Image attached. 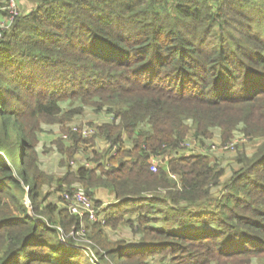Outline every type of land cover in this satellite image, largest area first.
Listing matches in <instances>:
<instances>
[{
    "label": "trees",
    "instance_id": "1",
    "mask_svg": "<svg viewBox=\"0 0 264 264\" xmlns=\"http://www.w3.org/2000/svg\"><path fill=\"white\" fill-rule=\"evenodd\" d=\"M24 1L30 8L0 35V264L264 260V24L250 29L264 21V0ZM26 63L43 74L59 69V83L37 87ZM67 96L111 115L89 138L75 127L54 141L66 167L58 189L81 184L95 206L100 188L113 194L114 204L100 206L104 222L80 220L62 195L60 207L40 205L41 186L54 177L37 168L26 122L55 116ZM238 123L262 140L250 155L239 152L225 181L207 153L180 152L189 127L203 146L209 129L218 127L224 141ZM95 137L105 146L80 160L76 153ZM120 222L143 243L109 240L104 227ZM82 228L91 256L73 243Z\"/></svg>",
    "mask_w": 264,
    "mask_h": 264
},
{
    "label": "rangeland",
    "instance_id": "2",
    "mask_svg": "<svg viewBox=\"0 0 264 264\" xmlns=\"http://www.w3.org/2000/svg\"><path fill=\"white\" fill-rule=\"evenodd\" d=\"M14 1V10H17V13L25 12L30 8V6H28V3H26L24 0ZM2 24L5 23H2V20H0V25ZM263 24L264 21H262L261 23L254 19L252 20L250 29L251 31H253L261 27V25ZM4 26L6 27V24ZM2 31L3 30H1L0 33ZM50 70L51 71L43 74V69L40 68L38 64L31 65L29 63H26L23 68V72L26 75H32V77L35 74L37 75V83H35V85L38 84L40 87L45 86L47 82L59 83L58 74L61 73L59 69ZM38 85L36 86L38 87ZM25 97L26 93L21 94L15 99V101H12L11 105L13 107L17 106L25 99ZM58 104L61 108V111L55 116L53 115V117L47 118L44 116H39L35 120L26 122L27 129L29 131H33L36 138L35 154L37 168L47 176H52L54 174L53 180H45L44 184L41 186V194L38 196V198L40 201V205L42 206L47 203H52L60 207L62 204L60 196L65 191L61 189L68 187V184H66L63 185L61 189H58L55 183V178L64 174L66 172V168L62 167L61 159H59L57 162L59 151L57 149V143H54V141L57 142V140L59 139L66 140V138L69 136L68 132L75 131L76 128L77 130H80V133L82 134V136H84V138H89L93 133H95L96 126L98 124L109 121L111 119L110 113H107L104 110H96L93 105L84 103L81 99L75 98L73 96H67L64 99H61ZM187 123L190 124L191 122ZM243 128L244 124L238 123L235 128L232 129L228 139L223 141L220 135V129L218 127H213L209 129L211 132L210 136L206 137L202 135L203 138H205V144L203 146H200L201 137L199 136V139L196 136L194 128L191 126L189 127V130L187 132L186 141L182 143V149L180 152L184 151V153H188L194 151L207 153L211 162L216 163L217 165L224 168V173L221 177V180L225 181L232 174V170L238 167L236 158L239 152H244L245 154L250 155L255 150L256 145L259 144V142L262 140V136H255L252 138L246 135ZM94 140V142L92 141V145L86 144L81 147L80 152L76 153V156L80 160L83 161L86 156H91L92 149L101 151V149L105 146L104 140H102L100 137H95ZM22 152L23 150H21L20 154ZM55 173H58V175H56ZM76 185L82 187L81 184ZM27 188L28 186H26L25 188V195H23L22 200L25 204H27V206H29V209H31ZM221 189L222 186H219L218 188H213V191L217 192ZM46 193L47 195L44 196L43 194ZM107 203L114 204L110 203L109 201H103L101 205L106 206ZM124 217H130L133 220L135 219L134 215L126 214L124 215ZM85 224L86 221H82L81 226L85 227ZM156 224L163 226V222H157ZM194 224L191 226V229H194L197 226L196 224ZM213 224L210 225L213 226ZM172 226L176 227L174 224L169 226V228H172ZM83 229L84 228L78 230L77 232H73V243L74 245L78 246L80 250L86 252L85 254H90L91 256V253L94 250L93 248H91L90 250L88 248H90V246H93V242L88 237V235L84 233L85 230ZM104 231L108 239L112 241L122 238L129 246H139L143 243V240L141 239L142 233L134 232L129 224L125 222H120L116 224V226H105ZM89 232L90 229L88 230V233ZM253 260H255V258L252 259L251 262ZM152 261L154 262V260ZM256 263L262 264L264 263V260H257Z\"/></svg>",
    "mask_w": 264,
    "mask_h": 264
},
{
    "label": "built area",
    "instance_id": "3",
    "mask_svg": "<svg viewBox=\"0 0 264 264\" xmlns=\"http://www.w3.org/2000/svg\"><path fill=\"white\" fill-rule=\"evenodd\" d=\"M1 9H5L8 12V16L6 15L4 18H0L2 23L6 24V27L4 26L5 24L0 25V31L7 28L11 19L17 14V10H14V0H7V4L3 5ZM27 189V191H29V187ZM62 197L64 207H66L71 214L77 215L80 220L87 218L91 222L105 221L104 214L100 213V206H95L92 199L86 194L82 187L77 186L65 190L62 193Z\"/></svg>",
    "mask_w": 264,
    "mask_h": 264
},
{
    "label": "crops",
    "instance_id": "4",
    "mask_svg": "<svg viewBox=\"0 0 264 264\" xmlns=\"http://www.w3.org/2000/svg\"><path fill=\"white\" fill-rule=\"evenodd\" d=\"M1 7H2V6H1ZM1 7H0V9H1ZM62 157H63V155H61L60 152H59V156L57 157V162H58V160L61 159ZM62 167H65V166H62ZM65 168H66V167H65ZM63 169H64V168H63ZM62 173H63V172H62ZM55 174H56V173H55ZM53 175H54V174H53ZM56 175H58V173H57ZM97 194L103 199L104 202L109 201L110 203H115V199H114L113 194H112L111 192H109L107 189H105V188H100V189L98 190V193H97ZM256 262H257V259L253 260L250 264H257ZM262 264H264V263H262Z\"/></svg>",
    "mask_w": 264,
    "mask_h": 264
}]
</instances>
